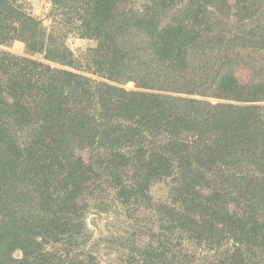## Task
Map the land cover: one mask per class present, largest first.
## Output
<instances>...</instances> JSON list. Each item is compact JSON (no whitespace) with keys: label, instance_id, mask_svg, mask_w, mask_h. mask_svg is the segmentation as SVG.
I'll return each mask as SVG.
<instances>
[{"label":"trees","instance_id":"1","mask_svg":"<svg viewBox=\"0 0 264 264\" xmlns=\"http://www.w3.org/2000/svg\"><path fill=\"white\" fill-rule=\"evenodd\" d=\"M101 16L83 24L99 39L92 77L0 47V264H84L43 245L78 229L63 217L75 204L66 191L76 192L93 170L123 176L130 163L143 182L177 177L182 209L171 208L172 217L199 240H215L205 202L218 205L209 220L219 221L232 246L215 264H264V135L257 129L264 88L227 75L217 90L233 102L211 104L162 93L148 77L135 88L113 84L125 67L116 45L125 22ZM42 35L18 0H0V46L19 40L28 52L45 50L47 60L73 66L64 46L44 49ZM71 140L96 155L103 150V159L84 163ZM209 174L220 185L210 197L199 189ZM26 201L41 214L27 215Z\"/></svg>","mask_w":264,"mask_h":264},{"label":"rangeland","instance_id":"2","mask_svg":"<svg viewBox=\"0 0 264 264\" xmlns=\"http://www.w3.org/2000/svg\"><path fill=\"white\" fill-rule=\"evenodd\" d=\"M18 3L39 22L44 49L64 46L73 58V66L47 60L45 50L28 52L19 40H14L10 47L0 46L14 54L92 77L96 69L92 49L99 39L84 34L83 24L97 13L102 18L108 11L115 19L112 21L125 22L116 42L125 67L120 76L116 75L117 80H112L113 84L130 89L148 77L153 82L156 79L157 88L161 89L157 90L162 93L211 104L233 102L220 98L217 90L220 78L227 75L249 86L264 88V0ZM258 104L264 106V100ZM257 129L264 135V112ZM69 148L87 164L103 159V150L96 155V150L83 144L78 146L73 140ZM132 166L130 163L125 168L123 176L93 170L76 192L74 187L68 188L66 192L75 204L72 212L63 217L77 224L78 229L67 227L61 243L46 239L49 243L43 244L44 249L68 252L84 264L217 263L223 249L232 246L231 237L222 231L219 221L209 220L210 211L218 205L205 202V224L215 230V240H199L172 217L171 208L182 209L174 190L177 177L172 174L143 182ZM205 179V185L199 189L210 197L220 185L211 181L210 174ZM24 211L27 215L41 214L30 201L24 204ZM13 255L19 257L20 251Z\"/></svg>","mask_w":264,"mask_h":264}]
</instances>
